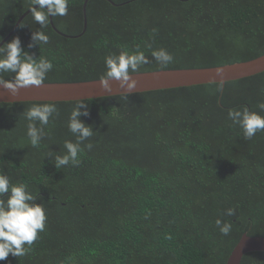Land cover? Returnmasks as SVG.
Returning a JSON list of instances; mask_svg holds the SVG:
<instances>
[{
	"label": "trees",
	"instance_id": "trees-1",
	"mask_svg": "<svg viewBox=\"0 0 264 264\" xmlns=\"http://www.w3.org/2000/svg\"><path fill=\"white\" fill-rule=\"evenodd\" d=\"M85 1L70 0L69 14L53 19L61 33H83ZM29 5L0 0L3 40ZM87 20L83 36L71 39L29 14L7 42L19 37L24 51L52 61L44 83L96 81L105 56L136 48L150 61L137 73L264 55V0H90ZM35 31L50 38L40 49L28 47ZM158 48L174 62L158 65L151 56ZM83 102L89 115L80 119L94 131L84 143L93 147L79 166L58 169L45 155L75 142L67 121L77 101L56 103L36 148L23 112L42 102L0 103V170L40 196L48 217L27 255L0 264H226L243 234L264 237V132L245 140L227 118L241 105L259 112L264 72L227 82L223 91L207 84ZM218 218L232 224L229 235L219 233ZM241 264H264V252L246 254Z\"/></svg>",
	"mask_w": 264,
	"mask_h": 264
},
{
	"label": "clouds",
	"instance_id": "clouds-1",
	"mask_svg": "<svg viewBox=\"0 0 264 264\" xmlns=\"http://www.w3.org/2000/svg\"><path fill=\"white\" fill-rule=\"evenodd\" d=\"M70 0H30L29 12L33 20L40 28L46 27L50 18L64 17L69 14ZM49 36L43 31L32 33V43L29 48L49 43ZM0 86L9 91L12 96L18 95L21 89L29 87H41L47 74L53 70L50 59L39 56L34 58L21 47L19 37H13L10 42L4 43L0 37ZM151 56L162 67H167L174 62V56L165 48L151 49ZM150 61L144 51L136 48L131 53L121 50L119 54H109L104 57L105 72L99 79V85L104 92L112 93L110 82H116L120 94L127 97L137 87V81L133 79L134 73L140 71L143 65ZM13 74L11 79H5L3 74ZM217 84V90L223 91L224 69L217 68L211 79ZM258 111H252L246 105L230 108L227 118L233 126L238 127L245 140H251L259 132H264V102L257 104ZM84 109V111H81ZM58 112L55 102L33 103L24 110L23 115L28 121L26 125V136L33 148L39 147L45 136L44 128L48 126L50 118ZM89 112L87 104L79 100L71 110L67 128L76 138L65 140L63 144L64 153L57 154L49 150L45 157L54 161L56 169L71 165L77 167L80 164V156L84 149L91 150L92 143L85 144L93 136L91 126L85 124L80 117H87ZM39 122L40 127H37ZM83 145V147H82ZM41 197L34 196L29 191V186L23 182L16 181L0 170V261L8 259L9 255L15 258L27 255L33 245L40 238V234L46 230L47 214L43 203H37ZM227 216H234L235 209L228 208ZM215 226L222 236H227L232 230V224L221 219L215 220ZM171 238V237H167Z\"/></svg>",
	"mask_w": 264,
	"mask_h": 264
},
{
	"label": "water",
	"instance_id": "water-1",
	"mask_svg": "<svg viewBox=\"0 0 264 264\" xmlns=\"http://www.w3.org/2000/svg\"><path fill=\"white\" fill-rule=\"evenodd\" d=\"M90 0H86L83 5L84 29L79 36H68L61 33L54 25L53 18H50V24L53 30L65 38H77L83 36L87 31V4ZM111 2V1H110ZM114 6L113 2H111ZM127 4V3H125ZM125 4L119 5L123 6ZM27 11L20 17L11 33L3 40L6 43L18 30L24 18L29 15ZM2 46V44H0ZM217 68L224 69L223 85L227 82H233L256 76L264 72V55L248 62H241L221 67L204 68V69H177L162 70L146 73L133 74L137 81V87L129 95L140 94L146 92L188 88L199 85L216 84L211 79L215 75ZM112 85V93L104 92L101 89L98 80L78 83H44L43 86L29 87L21 89L16 96H12L9 91L0 86V103L13 104L21 102H76L79 100H93L104 97L120 96L124 91L118 87L116 82H110ZM252 252H264V237H251L243 234L239 243L231 252L226 264H241L243 257Z\"/></svg>",
	"mask_w": 264,
	"mask_h": 264
}]
</instances>
